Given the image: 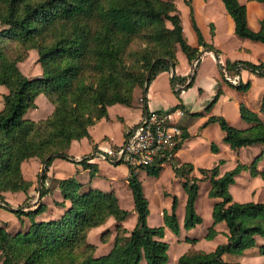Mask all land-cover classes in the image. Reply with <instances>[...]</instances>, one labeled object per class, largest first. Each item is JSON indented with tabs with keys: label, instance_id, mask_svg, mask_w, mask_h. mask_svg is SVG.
I'll use <instances>...</instances> for the list:
<instances>
[{
	"label": "trees",
	"instance_id": "obj_1",
	"mask_svg": "<svg viewBox=\"0 0 264 264\" xmlns=\"http://www.w3.org/2000/svg\"><path fill=\"white\" fill-rule=\"evenodd\" d=\"M175 0H0V86L7 89L0 110V208L21 220L26 216L25 231L11 234L0 226L1 264H166L168 244L163 240L164 226L174 234L179 232L176 215L177 198L172 196L169 212H164V226L150 227L148 200L144 196L137 173L129 170L128 187L133 200L136 222L131 231L121 224L130 211L120 207L114 192L82 186L73 177L50 179L47 175L56 158L90 168L94 176L97 168L88 163L89 155L74 159L68 149L74 140L89 138L88 127L107 116V107L119 103L132 106L134 91L141 90L145 100L149 84L161 72H169V82L177 96L181 87H190L195 72L181 76L175 73L179 49L190 65L198 66L201 51H212L218 59L220 51L204 40L193 16L189 0L190 25L197 46L188 44ZM234 22L238 37L264 43V18L254 31L246 20V7L238 0H221ZM264 3V0H256ZM212 31V24L210 23ZM36 50L41 75L29 78L18 63L27 58L29 50ZM193 68V67H192ZM246 68L264 78V62L227 60L220 65L222 78L238 90L245 91L249 82L226 79ZM179 87V88H176ZM43 94L52 106L44 119L34 121L26 117L35 108V99ZM221 89L218 88L210 105ZM264 112V91L260 101ZM241 118L251 124L246 129L231 126L222 116H210L207 123L216 122L224 132L223 141L233 150L262 145L264 154V123L257 113L243 105ZM126 129L125 135L128 133ZM93 145V149H95ZM213 152L218 151L211 144ZM261 154V155H262ZM260 155V156H261ZM36 158L43 165L38 174L39 199L49 192V182L58 186L64 200L69 201L61 216L48 221H36L45 210L38 201L32 208L27 192L31 182L21 171V163ZM256 157L250 165L238 163L220 175L219 160L211 168H199L202 178L191 176L190 163L173 165L175 175L183 179L187 194L183 227L190 229L202 222L195 210L198 182L208 179V195L216 201L212 206L213 223L206 238L215 233L214 226L224 222L227 241L214 251L182 254L177 264H241L225 262V253L242 255L256 247L255 236L264 239V202L233 201L228 190L234 177L247 168L252 176L264 181V166L257 170ZM261 158V157H259ZM118 164V163H117ZM159 168H148L157 175ZM23 192L25 198L13 206L3 192ZM64 207L63 202H57ZM116 221L113 245L109 252L95 256L96 247L88 242V232L107 222ZM109 231L101 234L106 242ZM194 241L193 239H189ZM264 256V243L258 246Z\"/></svg>",
	"mask_w": 264,
	"mask_h": 264
},
{
	"label": "crops",
	"instance_id": "obj_2",
	"mask_svg": "<svg viewBox=\"0 0 264 264\" xmlns=\"http://www.w3.org/2000/svg\"><path fill=\"white\" fill-rule=\"evenodd\" d=\"M238 1L246 7V20L249 28L257 31L260 28V20L264 18V3L256 0ZM189 2L197 23L196 5H194V0H189ZM201 2L202 8H205V10L209 9L212 12L214 11L216 14L215 16H210V18H208V23H205V26H209L208 28L206 27L207 35L201 26L199 29L204 40L214 45V47L220 51L218 59H216L212 51L202 50L199 56V64L195 67V70H193V64L190 65L185 55L178 49L176 52L178 64L175 67V73L184 76L192 71L195 72L192 86L188 88L181 87L180 93L176 96L169 82L171 74L169 72H161L149 84L147 92L144 95V101H141V90L136 89L134 91L132 106L119 103L108 106L107 116L102 117L96 123L88 127L89 138L84 137L80 140L72 141L68 149V155L76 160L87 155L92 157L88 163L93 164L97 168L93 177L90 176V168H84L80 164L74 165L71 170L67 167L70 175L60 174L59 171L61 169L57 166L62 162V159L59 158L54 159L52 161V166L49 167L50 176H52V178L63 179L73 177L82 184L80 188L81 191H85L89 187H92L106 192H114L120 207H122L120 193L122 191L125 192L126 195L128 194L129 203L132 204L133 210L132 195L127 183L129 169L125 165L109 162L107 159L103 158L101 154L106 149L121 144L125 138L124 131L138 123L146 111L170 113L173 122L183 131V139L176 148L172 160L158 166L159 171L157 175L148 174V168L139 169L136 173L141 182L144 196L145 180L157 189V195L155 194V197L161 200L158 210H156L154 215L152 214L151 205L148 201L149 214L147 216V223L150 227L164 226V212H169L171 210L172 196H176L177 198L176 215L179 224V232L176 235L168 227L164 226L163 237L166 243L170 241L174 244L172 249L173 256L171 258L173 264H177V260L182 254L193 252L209 253L214 251L219 244H223L227 241V230L224 222L217 223L214 226L216 233L211 238H206L208 228L213 223L212 206L216 201V199L208 195L210 189L208 179H203L198 182V196L195 201V210L201 216L202 222L190 229H185L183 227L187 194L183 187V179L175 175L173 165H180L182 163L192 164L193 170L190 175L198 178H202V175L198 171L199 168H211L219 160L224 161L219 168L220 175L233 169L238 163L248 166L256 157H258L256 162L257 170H261L264 166L262 145L256 144L233 150L223 141L224 132L216 122L206 124L210 116H222L231 126L237 129H246L250 127L251 124L245 122L240 116V105L257 113L259 119L264 123V112L260 111V101L264 91V78L246 68L241 69L239 74L236 75L226 74V76L230 78L236 77L237 81L241 83L249 82V88L242 91L225 82L222 78V71L220 69V65L223 66L227 60H243L253 63L264 62V60H262L264 59V43L238 37L234 32V22L227 13L221 0H201ZM187 7L189 12V6L187 5ZM210 23L212 24V31L210 29ZM186 40L191 46H197L195 34H192L191 37ZM162 78H165L166 81V92L160 87ZM218 88L221 89V94L217 100L210 105ZM6 93V87L1 85L0 110L3 106V95ZM166 93L169 94L171 100L166 99ZM39 98L42 97L39 96ZM36 108L37 107L29 109L26 113V117L38 121L45 118L40 117L42 112L47 110L50 114L52 111V106L46 101L45 109L42 110V112L37 111ZM180 112L182 113L180 114ZM212 143L218 147L217 152L211 150ZM93 145H95V149H93ZM29 161L32 162L29 163ZM40 165L42 166L40 161L36 158H29L21 163L23 177L31 182V186L27 192L31 200L30 205L33 208L38 201H41L46 207L42 212H45L44 214L40 213L35 217L36 221L57 219L61 216L65 207L69 205V201L63 199L58 186L52 187L41 199H39V195L34 197L36 188L34 173L36 171L35 169ZM25 167L28 168V171L25 170ZM29 172L30 174H27ZM250 176L252 175L249 170L244 168L234 177V183L230 184L228 187L233 201H236L237 197L234 194L235 186H238L239 189H245V191L251 190L249 192L254 195L256 187L248 186L246 181L244 182L245 184H242L240 180V178H250ZM252 177L255 178L256 183L263 192L264 181L259 176ZM37 193H39V191ZM3 195L13 206L21 204L25 198L23 192L7 191L3 192ZM238 197L240 198L239 201L243 200L241 194H239ZM57 202H63L64 207L58 205ZM200 206L205 210V215L199 212L198 209ZM125 209H128L130 213L121 224L127 231H131L136 222V213L133 215L130 208ZM133 212L135 211L133 210ZM0 213H5V209L0 208ZM6 216L8 217H5V220L0 219V226H3L5 230L7 228L2 221L16 223L15 215L14 217L7 213ZM44 216L45 218H43ZM152 216H155V218L151 219ZM38 217H40V219H37ZM20 221L21 225L19 227L16 225L15 232L6 231L11 234L18 231H25L29 226V220L26 216H23ZM111 225H113V227H111ZM115 226L116 221L113 218H109L106 223L92 228L88 232V242L96 247L95 256L104 255L109 252L113 245ZM106 230L109 231V235L107 241L102 242L100 237ZM189 239H193L194 241H190ZM255 240L256 247L246 250L244 254L239 255L237 258L233 254L225 253L222 256L223 261L232 262L238 259L241 264H264V256L258 252V246L264 243V239L255 236ZM168 250L169 246L167 254ZM168 261L169 260H167L166 264L169 263Z\"/></svg>",
	"mask_w": 264,
	"mask_h": 264
},
{
	"label": "built area",
	"instance_id": "obj_3",
	"mask_svg": "<svg viewBox=\"0 0 264 264\" xmlns=\"http://www.w3.org/2000/svg\"><path fill=\"white\" fill-rule=\"evenodd\" d=\"M182 139L183 131L173 122L170 113L146 111L139 122L129 128L123 142L106 149L101 156L137 172L171 161Z\"/></svg>",
	"mask_w": 264,
	"mask_h": 264
},
{
	"label": "rangeland",
	"instance_id": "obj_4",
	"mask_svg": "<svg viewBox=\"0 0 264 264\" xmlns=\"http://www.w3.org/2000/svg\"><path fill=\"white\" fill-rule=\"evenodd\" d=\"M175 5L177 7V9H179V14H180V18L182 21V25H183V32L184 35L186 37V39L190 38L193 33L192 29H191V25H190V18H189V12H188V7L187 5L183 2V0H175ZM194 5H196V17L198 18V27L199 28H203V30L205 31V34L207 35V29L205 26V23H208V18H210V16H215L216 14L214 13V11L212 12L211 10L207 9L205 10V8H202V2L201 0H194ZM214 13V14H213ZM201 26V27H200ZM209 27V26H208ZM207 27V28H208ZM228 52V51H227ZM257 53V52H256ZM264 60V59H262ZM18 67L20 68V70L22 71L23 74H25L27 77H32L35 76H40V66L39 63L37 62V53L36 50H29L27 53V58L25 60H23L22 62L18 63ZM222 74V73H221ZM165 86H166V81L165 78H162L160 81V87L162 88V90L165 91ZM39 96H41L42 98H39ZM166 99L171 100L170 96L168 93H166L165 95ZM37 101V102H36ZM45 101H47V99L45 98V96L43 94H39L36 97L35 103H36V110L37 111H41L45 109ZM49 103V102H48ZM50 104V103H49ZM51 105V104H50ZM47 111V110H46ZM42 112L40 117H46L49 113L47 112ZM35 160V159H33ZM32 161H29V163ZM34 162V161H33ZM74 165H76L75 163L72 162H68L67 160H62L61 163L58 164V168L61 169L59 172L60 174L63 175H67L69 174V171L67 170L69 167V169L71 170ZM52 166V163L50 165V167ZM25 170L28 171V168L25 167ZM36 170V171H35ZM35 173H34V180L36 182V188H35V195L34 197H37L38 195V188H39V182H38V174L40 173L41 170V165L38 166L37 169H35ZM27 174H30L27 173ZM48 177L50 179H52V176H50V170H48L47 173ZM52 175V174H51ZM70 175V174H69ZM241 183L245 184L244 182L246 181V183L248 184V186H254V188L256 187V192L254 193V195H252L249 191L251 190H246L245 189H239L238 186L234 187V194L236 197V201L237 202H243V201H259V202H264V191L262 192V190L260 189V187L258 186V184L256 183V180L254 177L250 176V178H240ZM248 181V182H247ZM55 183L49 182V191L52 189V186ZM144 186H145V197L148 199L149 204L151 205V209H152V214L154 215L156 210H158V206L161 203V200L156 199L155 194L157 195V189H155L150 183H148L147 181L144 180ZM239 194H241L242 199L241 201H239ZM120 202H121V206L124 208H130V210H132V204L129 203V199H128V194L126 195L125 192H121L120 193ZM257 196V197H256ZM126 197V198H125ZM199 212L202 215H205V210H203V208L200 206L199 207ZM9 213V215L14 216L11 212L6 211L5 213H0V219L1 220H5L6 214ZM45 213V212H44ZM42 213V214H44ZM135 212H133L132 210V214L134 215ZM41 214V215H42ZM15 217V216H14ZM45 218V216L43 217ZM155 218V216H152L151 219ZM16 219V223L13 222H7V221H2L5 225H6V230L9 232H15L16 230V225L19 227L21 225V221L15 217ZM37 219H40V217H38ZM111 227H113V225H111ZM25 228V227H24ZM24 230V229H23ZM169 246V250H168V264H173V260L171 259L173 256V252L172 249L174 247V244L171 243L169 241V243H167ZM236 258L239 257L237 255H234ZM236 261H239L238 259ZM1 264V262H0Z\"/></svg>",
	"mask_w": 264,
	"mask_h": 264
},
{
	"label": "water",
	"instance_id": "obj_5",
	"mask_svg": "<svg viewBox=\"0 0 264 264\" xmlns=\"http://www.w3.org/2000/svg\"><path fill=\"white\" fill-rule=\"evenodd\" d=\"M193 70H195V65H193ZM42 171H43V165L41 166L40 174L42 173ZM38 195H39V193H38Z\"/></svg>",
	"mask_w": 264,
	"mask_h": 264
}]
</instances>
